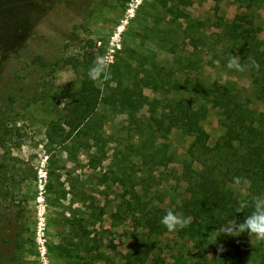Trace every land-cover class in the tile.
<instances>
[{"label":"rangeland","instance_id":"374dc122","mask_svg":"<svg viewBox=\"0 0 264 264\" xmlns=\"http://www.w3.org/2000/svg\"><path fill=\"white\" fill-rule=\"evenodd\" d=\"M241 12L264 45V0H0V264H221L227 235L198 245L161 224L169 209L184 216L193 136L148 129L149 103L155 115L173 97L197 110L205 85L247 89L244 71L210 62L230 48L218 24ZM97 57L111 71L94 82L97 137L63 141L66 107ZM205 112L212 145L223 128L216 108Z\"/></svg>","mask_w":264,"mask_h":264},{"label":"trees","instance_id":"16d2710c","mask_svg":"<svg viewBox=\"0 0 264 264\" xmlns=\"http://www.w3.org/2000/svg\"><path fill=\"white\" fill-rule=\"evenodd\" d=\"M239 1L250 7L261 0ZM181 15L184 16L182 12ZM218 27L220 39H226L230 48L215 53L210 62L226 67L232 56H239L242 65H249L244 71L249 78L248 88H232L228 83L205 85L196 92L198 109L191 110L173 97L182 94L179 83L175 82L173 98H167V104L161 108L163 114L155 115V106L149 103L151 123L148 129L158 131L161 138L174 128L193 136L187 152L191 163H197V167H192L191 163L185 166V177L191 189L183 207V215L191 217V223L182 230L183 235L198 245L211 243L219 234L217 229L227 220L243 222L253 209L236 212L241 199L251 201L254 196H264V108L259 110L249 104L264 102V45L257 38L259 28L248 13L241 12L230 23H220ZM252 59L259 64V70L250 67ZM72 99L62 123L63 141L74 131L90 138L97 137L91 130L89 118L102 96L88 73H84ZM119 100L126 113L133 116L135 105L130 97L120 95ZM207 104L217 109L218 123L223 128V133L212 145L208 143L207 132L201 129ZM53 128L52 125L51 130ZM236 177L248 181L243 194L234 188ZM149 227L158 228V224L149 221ZM223 242L225 250L215 256L221 264H264V241L250 238L245 232L237 237L227 236ZM130 256L133 260L139 259L135 252L129 253Z\"/></svg>","mask_w":264,"mask_h":264},{"label":"clouds","instance_id":"9594fccd","mask_svg":"<svg viewBox=\"0 0 264 264\" xmlns=\"http://www.w3.org/2000/svg\"><path fill=\"white\" fill-rule=\"evenodd\" d=\"M227 67L243 72L249 68V65H242L239 56H232L228 61ZM250 67L259 70V64L254 59L251 60ZM88 76L92 81L100 84L110 80V63L107 57H97L93 66L89 69ZM227 78V75H225L224 79L227 80ZM247 184L248 181L246 179L240 177L234 178V188L241 194L245 193V186ZM248 208H252L253 210L250 214L246 215L243 222H237L235 219L227 220L226 223H223L217 229L219 235L223 233L227 236L237 237L246 232L250 238L255 237L257 241H264V196H254L251 201L248 199H241L236 208V212H244ZM190 223L191 217L178 215L171 209L167 210L166 214L161 218V224H163L169 232L182 230L188 227ZM216 238L213 239L211 243H216ZM224 250L223 244H219L218 251L223 252Z\"/></svg>","mask_w":264,"mask_h":264}]
</instances>
